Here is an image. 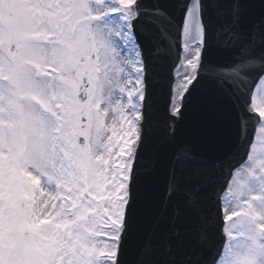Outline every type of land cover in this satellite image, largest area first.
<instances>
[{
    "label": "snow or ice",
    "instance_id": "6c2138e0",
    "mask_svg": "<svg viewBox=\"0 0 264 264\" xmlns=\"http://www.w3.org/2000/svg\"><path fill=\"white\" fill-rule=\"evenodd\" d=\"M0 264H264V0H0Z\"/></svg>",
    "mask_w": 264,
    "mask_h": 264
},
{
    "label": "water",
    "instance_id": "95a60500",
    "mask_svg": "<svg viewBox=\"0 0 264 264\" xmlns=\"http://www.w3.org/2000/svg\"><path fill=\"white\" fill-rule=\"evenodd\" d=\"M253 19L255 17H250V20ZM210 57L214 59L223 58L222 54L216 51L211 52ZM157 83L159 84V82ZM191 101H194L195 104L192 109V115L190 118L185 117L184 121L180 124L174 143L164 144L162 139L163 128L158 127L155 143L151 147L161 156L168 154L177 145L189 144L188 137L185 134L186 131L190 133L197 132L200 135L202 143L210 139H217V153L222 150L223 143L233 136L234 120L230 105L211 86L206 85L202 87L201 90L193 95L190 103ZM190 103L189 109L191 107ZM161 111H163L162 108ZM162 118V123H164L165 117L163 116ZM231 141L227 142L226 147L231 145ZM199 151L201 152V150Z\"/></svg>",
    "mask_w": 264,
    "mask_h": 264
}]
</instances>
